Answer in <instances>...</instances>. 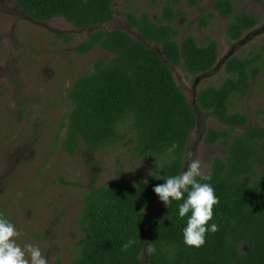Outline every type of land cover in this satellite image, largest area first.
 <instances>
[{
  "label": "trees",
  "instance_id": "trees-1",
  "mask_svg": "<svg viewBox=\"0 0 264 264\" xmlns=\"http://www.w3.org/2000/svg\"><path fill=\"white\" fill-rule=\"evenodd\" d=\"M113 1L15 0L32 20L62 17L77 29L111 21ZM178 1L166 0L155 19L146 12H122L141 38L160 45L163 57L120 29H95L74 47L77 53H87L98 46L112 57L72 81L67 92L70 108L55 142L64 130L63 147L69 156H75L81 144L89 153L124 144L131 156L151 164L147 176L134 184L121 177L98 185V176H92L76 220L82 240L70 264H142L145 241L156 248L151 256L145 255L146 264H264V127L249 126L236 133L248 124V118L244 112L231 110L233 100H241L258 76L264 39L249 56L233 55L225 61L224 78L218 86L205 85L196 93L199 107L224 125L205 132L206 144H219L226 151L223 157L212 159L207 174L211 179L200 180L212 185L219 200L208 222L209 227L217 224L219 230L207 233L202 247H187L183 229L191 213L179 216L183 200L168 207L162 204L149 221L145 216L146 209L160 202L153 188L179 175L189 135L197 123L169 63L197 75L211 71L217 62L214 40L198 44L190 34L177 39L176 21L184 15ZM215 7L229 16L226 34L231 40L240 39L257 23L254 13H233L231 0H215ZM213 16V12L202 15L198 25L206 26ZM61 36L66 41L72 38ZM173 144L178 147L169 153ZM0 213L8 219L6 212ZM130 238L136 244L122 251V244Z\"/></svg>",
  "mask_w": 264,
  "mask_h": 264
},
{
  "label": "rangeland",
  "instance_id": "rangeland-1",
  "mask_svg": "<svg viewBox=\"0 0 264 264\" xmlns=\"http://www.w3.org/2000/svg\"><path fill=\"white\" fill-rule=\"evenodd\" d=\"M166 0H114L113 19L87 29H77L62 17L39 22L25 16L15 0H0V210L7 213L19 236L16 243L39 247L48 264H70L77 255L82 231L76 220L82 209V197L94 174L97 184L118 178L132 184L145 178L149 166L131 156L125 145L105 147L89 153L81 144L75 156L63 147V132L55 142L63 115L70 108L67 92L72 81L88 72L111 53L95 46L87 53L74 51L76 44L95 29H120L160 52V45L141 38L122 15L124 10L148 13L155 19ZM233 13L251 12L256 25L238 40L226 34L229 16L221 15L215 0H200L195 5L179 0L184 15L176 21L180 30L195 37L198 44L217 43V62L211 71L191 75L181 65L169 63L177 85L185 94L196 116V126L189 135L179 175L191 160L199 159L207 175L212 159L223 157L226 148L208 145V128H223L209 112L199 107L196 93L202 86H218L224 78V63L233 55L249 56L264 39V1L231 0ZM213 12L206 26L200 27L202 15ZM61 35H70L66 41ZM258 76L241 100H233L231 110L244 112L249 126L264 127V57ZM191 154V156L189 155ZM78 183L77 185L71 183ZM163 204L146 209L147 221ZM143 252L142 264H146Z\"/></svg>",
  "mask_w": 264,
  "mask_h": 264
},
{
  "label": "clouds",
  "instance_id": "clouds-1",
  "mask_svg": "<svg viewBox=\"0 0 264 264\" xmlns=\"http://www.w3.org/2000/svg\"><path fill=\"white\" fill-rule=\"evenodd\" d=\"M177 147V144H173L168 152L173 153ZM210 179V176L202 173L199 159H194L180 175L168 177L164 179L165 183L153 188L154 193L166 207L173 201L183 200L179 205L181 218L191 213L183 229V242L187 247H202L206 242V234L209 232L215 234L219 230L217 224L213 223L209 227L208 223L213 218V208L219 204V200L210 183L200 182ZM18 236L19 232L14 224L0 213V264H48L39 247L31 244H25L23 248L19 246L16 243ZM135 244L136 240L130 238L122 244L121 250L127 252ZM155 252L156 248L152 243L145 241L144 253L151 256Z\"/></svg>",
  "mask_w": 264,
  "mask_h": 264
},
{
  "label": "water",
  "instance_id": "water-1",
  "mask_svg": "<svg viewBox=\"0 0 264 264\" xmlns=\"http://www.w3.org/2000/svg\"><path fill=\"white\" fill-rule=\"evenodd\" d=\"M159 52V51H158ZM159 54H161V56H162V53H161V51L159 52ZM163 57V56H162Z\"/></svg>",
  "mask_w": 264,
  "mask_h": 264
},
{
  "label": "flooded vegetation",
  "instance_id": "flooded-vegetation-1",
  "mask_svg": "<svg viewBox=\"0 0 264 264\" xmlns=\"http://www.w3.org/2000/svg\"><path fill=\"white\" fill-rule=\"evenodd\" d=\"M24 14V13H23ZM25 15V14H24ZM26 16V15H25Z\"/></svg>",
  "mask_w": 264,
  "mask_h": 264
}]
</instances>
